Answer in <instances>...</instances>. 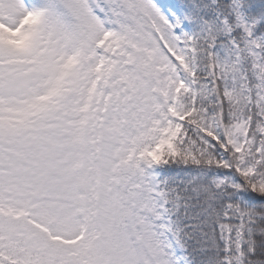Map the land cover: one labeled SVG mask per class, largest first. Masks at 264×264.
Wrapping results in <instances>:
<instances>
[{
    "label": "snow or ice",
    "instance_id": "obj_1",
    "mask_svg": "<svg viewBox=\"0 0 264 264\" xmlns=\"http://www.w3.org/2000/svg\"><path fill=\"white\" fill-rule=\"evenodd\" d=\"M0 264H264V0H0Z\"/></svg>",
    "mask_w": 264,
    "mask_h": 264
}]
</instances>
